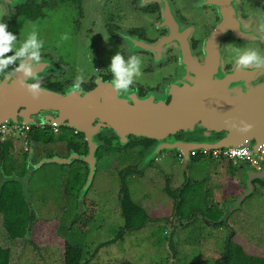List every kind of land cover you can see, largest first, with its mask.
Masks as SVG:
<instances>
[{
	"label": "rangeland",
	"instance_id": "1",
	"mask_svg": "<svg viewBox=\"0 0 264 264\" xmlns=\"http://www.w3.org/2000/svg\"><path fill=\"white\" fill-rule=\"evenodd\" d=\"M52 19L60 20L50 18L44 26L51 28ZM38 28L42 29L40 26ZM34 30L31 25L27 27L24 37ZM47 39L45 34V42ZM68 41L74 62L82 60L74 43ZM104 57L101 54V58ZM97 61L95 59L93 63ZM82 65L90 69L92 60L86 57L82 60ZM45 127L53 131L51 126ZM59 134L65 135L66 139H78L71 128L63 127ZM27 135L30 136L29 133ZM66 139L43 144L33 142L26 136H14L12 156L34 218L60 220L59 234L83 250L84 264H221L224 238L227 239L230 232L264 249L263 184L256 182L254 191L244 199L240 207H236L237 197L229 196V207L223 210L224 186L230 178L244 186V169L249 167L254 170L247 164L230 167L229 162H216L204 157L197 163L188 165L178 157L179 152L171 151L162 152L155 161L147 165L144 161L145 151L129 148L120 153L118 163L112 171L99 170L97 165L93 181L85 197L81 199L80 190L83 185L78 191L66 193L70 165L44 163L39 167L35 166L42 158L68 156ZM26 148H33L32 160V151L27 152ZM26 152L28 162L24 158ZM124 160L126 161L123 162ZM263 165L264 162L262 167ZM75 166L80 167L83 172L87 170V166L81 163L76 162ZM128 167L133 168L125 177L131 198L147 212L151 222L138 231L125 234L123 240L104 245L91 261L95 248L112 240L124 224L119 197V171ZM188 167L190 168L187 169ZM187 184L190 186L183 193L184 204L180 208L173 190L183 188L184 191ZM193 203L196 207H193ZM209 207L223 210L229 232L220 227L218 221L212 224L197 212L192 221L180 218L183 225L177 228L174 240H171L169 233L166 234L167 228L171 230L168 222L180 209L184 213L192 208L206 210ZM0 245L12 250V264H62L61 252L57 247L35 249L27 240L10 239L3 228L1 217Z\"/></svg>",
	"mask_w": 264,
	"mask_h": 264
},
{
	"label": "flooded vegetation",
	"instance_id": "2",
	"mask_svg": "<svg viewBox=\"0 0 264 264\" xmlns=\"http://www.w3.org/2000/svg\"><path fill=\"white\" fill-rule=\"evenodd\" d=\"M53 17L60 20L52 19L51 28L45 27L44 23ZM0 22L6 23L21 43L26 28L30 25L35 28L38 39L44 43L41 63L35 67L38 79L29 81L62 94L73 90L72 84L78 78L83 81L81 91L85 93L101 86L113 88L107 67L116 53L125 57L136 55L142 60L141 76L128 92L115 91L116 94L121 98H145L163 93L166 104L172 100L174 84L192 85L202 77H213L214 71V81L233 73L238 49L252 48L264 56V0H0ZM68 40L74 43L82 60L86 57L92 60L90 69L82 65V60L74 62ZM101 54L105 56L103 59ZM95 59L98 61L93 63ZM18 66L19 61L9 65L0 72V80ZM244 84L233 83L230 87L239 92L244 90ZM204 134L194 129L185 135L180 130L173 140L193 142ZM221 135L215 133L210 137L219 139ZM104 138L118 141L110 131L96 136L97 142ZM130 138L136 144L132 149L141 152L148 150L140 145L147 143L144 139L151 141L149 149L156 142ZM182 190H173L177 200ZM223 206V210L228 209L227 200ZM218 224L229 232L224 217ZM168 225L171 230L167 228L165 232L174 240L183 223L173 215Z\"/></svg>",
	"mask_w": 264,
	"mask_h": 264
},
{
	"label": "water",
	"instance_id": "3",
	"mask_svg": "<svg viewBox=\"0 0 264 264\" xmlns=\"http://www.w3.org/2000/svg\"><path fill=\"white\" fill-rule=\"evenodd\" d=\"M33 72L36 73V68ZM215 73L192 85L174 84L172 100L166 104L163 93L145 98H121L110 86H101L88 93L70 90L66 94L41 87L34 96L26 87L23 73L14 68L0 80V126L3 123L36 128L65 126L82 133L88 146L85 154L54 155L42 158L35 165L84 162L88 175L80 190L81 199L97 170L99 144L96 136L100 133H114L121 147L130 142V136L155 140L144 155L147 165L162 152L171 151L182 154L188 165L191 164L189 153L200 149L249 147L258 156L264 148V79L260 80L264 76V66L257 69L250 65L244 72L236 67L233 73L218 77V81L213 80ZM243 82L244 90L239 92L230 87ZM198 122L201 124L195 126ZM194 129L206 134L193 142L171 139L177 131L187 135ZM215 133H221V138L210 137ZM244 172L245 190L237 197L236 207L254 191L255 180H264V165L261 170L246 167Z\"/></svg>",
	"mask_w": 264,
	"mask_h": 264
},
{
	"label": "trees",
	"instance_id": "4",
	"mask_svg": "<svg viewBox=\"0 0 264 264\" xmlns=\"http://www.w3.org/2000/svg\"><path fill=\"white\" fill-rule=\"evenodd\" d=\"M63 127L65 126H62L61 128ZM28 133L30 136L27 135L26 138L29 137L31 141L37 143L42 142L43 144H52L56 140L66 139L65 135H56L48 127H32ZM75 134L78 137L77 140L73 138L66 139L68 140L67 146L69 153L77 152L85 154L88 150V146L84 140V135L82 133ZM54 135L57 136V138ZM144 141L147 143L140 144L139 142V144L145 149H149L151 141L145 139ZM132 143L133 140H130L125 147H121L116 138H111L110 140H108V138L98 140L99 148L97 156L100 162V164L98 163V169L107 172L112 171L118 163L120 153L132 148L133 145L135 147L136 144ZM13 148V138H0V217L2 218L3 228L8 237L13 240H27V242L35 249L57 247L61 252L62 264H84L82 261L83 250L72 245L59 234L58 230L61 226L60 220H41L34 218L32 208L29 207V203L24 194V187L18 179L19 174L17 173L14 157L12 156ZM31 151H34L33 148L30 152ZM24 158L28 162L29 157L27 152L24 155ZM202 158H204V156L201 154L191 157V163H197ZM76 162L86 165L84 162L78 160ZM76 162H73L70 165L66 193L69 191H78L85 183L88 175V169L83 172L80 167L75 166ZM229 166H233L232 162H229ZM132 169V167H128L119 171V175L121 176L119 197L124 224L112 240L95 248L90 257L91 261L96 257L99 250L104 245L114 244L118 240H123L125 234L138 231L151 222L147 212L141 206L134 203L131 198L125 177ZM256 182H260L264 185V180H256L255 183ZM188 186L190 185L187 184L185 186L184 191L179 195L180 199L177 200L178 207L180 208L181 205L184 204L183 193H185ZM244 189V186L238 181L230 178L223 188L222 198L227 200L229 196L238 197ZM175 197L178 198L176 194ZM193 207H196L194 203ZM197 212L206 217L210 222H217L225 216L223 210L213 209L211 207L206 210L203 208H196L194 210L192 208L184 213L180 209V212L174 215L180 217L183 221H185V219L186 221H192ZM11 258L12 250L0 245V264H12ZM222 264H264V249H261L248 242L245 238L230 232V235L224 244Z\"/></svg>",
	"mask_w": 264,
	"mask_h": 264
},
{
	"label": "clouds",
	"instance_id": "5",
	"mask_svg": "<svg viewBox=\"0 0 264 264\" xmlns=\"http://www.w3.org/2000/svg\"><path fill=\"white\" fill-rule=\"evenodd\" d=\"M43 43V40L38 39V33L35 30L22 43L18 42L17 36L8 30L7 24L0 22V72L5 71L9 65H14L19 61L16 71L23 73L26 87L34 96L41 91V85L39 83H27V81L38 79L36 73L33 72V68L41 63ZM9 52L13 54L6 55ZM235 56L236 67L239 70H246L249 65H253L257 69L264 66V56H261L255 49H238L235 51ZM141 65L142 60L136 55L127 57L119 53L113 55L107 67L112 76L110 83L113 89L117 93L128 92L134 81L141 76ZM82 83L83 81L78 78L72 84L73 91L79 92Z\"/></svg>",
	"mask_w": 264,
	"mask_h": 264
},
{
	"label": "built area",
	"instance_id": "6",
	"mask_svg": "<svg viewBox=\"0 0 264 264\" xmlns=\"http://www.w3.org/2000/svg\"><path fill=\"white\" fill-rule=\"evenodd\" d=\"M55 134L61 133V126H51ZM30 126H23L13 123H3L0 126V138L7 139L13 138L14 136H26L31 130ZM44 128V127H37ZM28 148L26 151L28 152ZM201 154L204 157H208L216 162H232L233 165H238L245 163L254 170H260L264 162V148L260 151L259 155L256 156L254 151L249 147L242 148H218L212 149L210 151H205L203 149L194 150L189 153L190 157H195ZM178 157L184 159L182 154H178Z\"/></svg>",
	"mask_w": 264,
	"mask_h": 264
},
{
	"label": "crops",
	"instance_id": "7",
	"mask_svg": "<svg viewBox=\"0 0 264 264\" xmlns=\"http://www.w3.org/2000/svg\"><path fill=\"white\" fill-rule=\"evenodd\" d=\"M126 160H124L123 162H125Z\"/></svg>",
	"mask_w": 264,
	"mask_h": 264
}]
</instances>
